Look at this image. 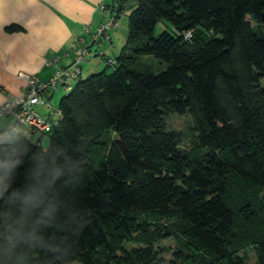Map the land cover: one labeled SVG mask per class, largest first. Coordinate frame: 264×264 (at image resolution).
Masks as SVG:
<instances>
[{"label": "trees", "instance_id": "1", "mask_svg": "<svg viewBox=\"0 0 264 264\" xmlns=\"http://www.w3.org/2000/svg\"><path fill=\"white\" fill-rule=\"evenodd\" d=\"M127 9L119 53L101 55L105 67L87 77L80 72L59 98L51 130L31 139L29 155L48 135L50 151L82 162L63 189L68 212L88 221L72 237L69 259L162 264L156 243L174 237V264H249L248 245L264 264V0L101 5L105 21ZM95 28L90 44L109 40L113 26L92 40ZM78 45L88 59L90 45ZM168 113L191 115L194 151L180 147ZM109 129L117 137L107 144L100 137ZM29 167L25 157L7 194L28 183ZM67 227L71 235L74 224ZM63 235L62 226L45 230L46 238Z\"/></svg>", "mask_w": 264, "mask_h": 264}, {"label": "clouds", "instance_id": "2", "mask_svg": "<svg viewBox=\"0 0 264 264\" xmlns=\"http://www.w3.org/2000/svg\"><path fill=\"white\" fill-rule=\"evenodd\" d=\"M0 91V264H72V248L88 221L76 219L68 212L63 189L71 187L75 175L82 171L81 161L64 159L59 150L44 145L30 152L33 126L28 87L8 84ZM35 121V122H34ZM30 167L22 188L10 195L11 177L24 158ZM71 235L68 234V222ZM62 226L65 235L46 238L45 230ZM26 250V251H25ZM41 253L43 259L37 257Z\"/></svg>", "mask_w": 264, "mask_h": 264}, {"label": "crops", "instance_id": "3", "mask_svg": "<svg viewBox=\"0 0 264 264\" xmlns=\"http://www.w3.org/2000/svg\"><path fill=\"white\" fill-rule=\"evenodd\" d=\"M111 1L0 0V91L8 84H24L19 77L21 72L45 79L58 68L70 65L74 56L70 44L75 39L82 46L90 45V53L93 51L94 55L99 48L100 55L109 53L110 45L103 43L106 40L89 43V31L107 19L108 12L103 13L101 5H109ZM12 24L20 29L8 31L6 27ZM112 34L109 33V42ZM100 67L99 59L88 57L82 63L81 77ZM58 90L61 89L49 91L45 98L51 103ZM34 109L42 116L48 114L41 105H35Z\"/></svg>", "mask_w": 264, "mask_h": 264}, {"label": "rangeland", "instance_id": "4", "mask_svg": "<svg viewBox=\"0 0 264 264\" xmlns=\"http://www.w3.org/2000/svg\"><path fill=\"white\" fill-rule=\"evenodd\" d=\"M129 11L130 10L127 9L124 12H122L119 18L116 20L117 22L116 25L113 26V28L110 31V33L113 32L111 42H109V40L103 41L104 46L110 45L111 47L109 53L105 54V56L109 58H114L119 53L121 46L124 44V41L127 35V24H128L127 17H128ZM251 24L254 25V22L251 21ZM161 29H162V24L158 23L155 29L156 34L159 33ZM100 50L101 48L96 50L97 55H94V52L92 51L89 56L90 60H94V59L100 60L101 67L100 69H98V71L105 67V62L101 58L102 56L100 55ZM98 55H100L101 57ZM149 58L152 59L153 61H156L154 60L152 56H149ZM159 67H160L159 64H157L154 67V70L155 71L159 70ZM108 70H112V67H109ZM60 89L61 90L57 91L53 100H51V104L54 106V108H57L58 100L62 96V94H64L63 92H65L63 88H60ZM40 111L43 112V110H40ZM165 123L169 130L174 131L179 134L180 147L182 149H186L188 151L189 150L194 151L193 140L195 139V133L193 132L192 117L190 114L188 113H183V114L168 113L165 118ZM116 137H117V134L115 133V131L112 129H109L101 135L100 140L109 144L111 140H113ZM36 138H37V134L31 137L32 140H36ZM48 140H49L48 135H44L40 143L41 146L43 147L44 145H47ZM156 244H157V247L164 248V250L161 251L162 252L161 254L162 264H174L172 262L173 251L177 247V241L175 240V238L168 237L166 239L159 241ZM243 251H245L247 254V259H246L247 262L249 264H256L254 248L248 245L246 248H244Z\"/></svg>", "mask_w": 264, "mask_h": 264}, {"label": "built area", "instance_id": "5", "mask_svg": "<svg viewBox=\"0 0 264 264\" xmlns=\"http://www.w3.org/2000/svg\"><path fill=\"white\" fill-rule=\"evenodd\" d=\"M116 22L113 18L108 19L105 22L100 23L91 34L92 40H96L101 36L108 37L107 30L112 26H115ZM189 33L186 37H189ZM78 39L71 42L70 48L74 52L72 63L68 66L58 68L53 74L45 79L38 77L35 74L19 73V77L23 80L25 85H29L28 99L31 105V111L33 113L32 119L35 124L33 126V134L45 133L51 130L52 124L55 121V117H58L60 112L55 109L47 98L46 93L59 88L69 90L72 83L79 77L81 72V65L87 60L88 50L83 47H79ZM111 62V61H110ZM50 63V62H48ZM35 105H41L48 110L47 116L40 115L35 109ZM53 115V119H52ZM32 134V135H33Z\"/></svg>", "mask_w": 264, "mask_h": 264}]
</instances>
